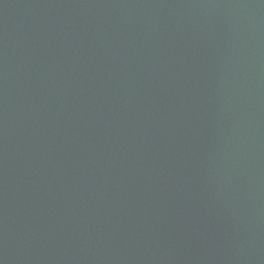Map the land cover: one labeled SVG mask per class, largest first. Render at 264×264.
I'll list each match as a JSON object with an SVG mask.
<instances>
[{
	"label": "water",
	"instance_id": "obj_1",
	"mask_svg": "<svg viewBox=\"0 0 264 264\" xmlns=\"http://www.w3.org/2000/svg\"><path fill=\"white\" fill-rule=\"evenodd\" d=\"M115 3L0 0V264H264V0ZM178 45L196 57L188 73L155 81L159 93L172 86L180 97L154 117L174 121L193 152L178 153L175 169L158 177L152 168L132 180L128 173L114 195L89 181L39 182L47 156L29 146L33 138L27 147L10 139L22 137L21 126L58 131L54 117L79 98L101 119L94 156L102 149L114 166L128 164L122 151L134 144L122 130L143 135L149 111L121 127L120 113L90 83L118 79L115 68L143 79ZM50 78L47 113L13 104L18 89L19 100L29 94L40 106ZM150 138L139 152L143 167L169 157ZM185 169L196 171L189 185L179 182ZM126 219L134 223L125 232Z\"/></svg>",
	"mask_w": 264,
	"mask_h": 264
},
{
	"label": "bare ground",
	"instance_id": "obj_2",
	"mask_svg": "<svg viewBox=\"0 0 264 264\" xmlns=\"http://www.w3.org/2000/svg\"><path fill=\"white\" fill-rule=\"evenodd\" d=\"M183 57H184L183 55H179V56L177 57L178 61H180ZM176 151H177V149H176Z\"/></svg>",
	"mask_w": 264,
	"mask_h": 264
}]
</instances>
